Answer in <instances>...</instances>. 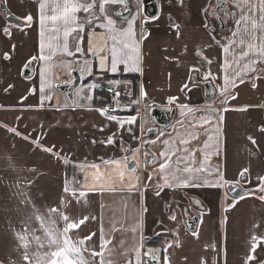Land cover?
<instances>
[{
    "label": "crops",
    "instance_id": "crops-1",
    "mask_svg": "<svg viewBox=\"0 0 264 264\" xmlns=\"http://www.w3.org/2000/svg\"><path fill=\"white\" fill-rule=\"evenodd\" d=\"M157 1L160 12L152 19L143 14L140 0H127V11L121 4L108 6L122 13L112 15L118 28L126 27L127 21L136 17L141 71H127L121 64L113 73L108 63L107 70H102L99 56L89 48L86 27L83 52H75L74 33L69 38L74 55L58 52L50 61L54 68L45 73L43 61H31L39 54V0H0L18 19L7 20L0 8V264H25L17 234L27 235L33 264V253L53 250L47 245L39 248L32 235L35 231L46 242L37 213L47 223L48 209L53 207L65 211L73 220L88 217L69 233L73 241L94 232L96 235L87 245L96 252L101 251L104 240L110 241L104 252L105 264H127L129 260L137 264L138 248L140 264H260L264 260V240L260 239L264 238V200L259 199L264 195L259 191V177L264 176V56L257 53V49L264 48V5L261 0H226L237 21L242 15L248 17L240 22L239 35H232L237 31L236 21L234 31L227 36L212 30L209 23L210 7L216 0ZM62 2L48 0V14H55L56 3ZM28 15L33 17L30 26L23 19ZM253 20L258 25L255 29ZM142 31L146 38L141 37ZM95 32L104 33L107 39L106 30L97 27ZM59 36V41L53 43H62V28ZM95 39L96 46L102 43L100 36ZM233 40L235 43H230ZM249 44L256 47L249 51ZM224 47L229 48L227 53ZM243 52L249 54L241 58ZM101 55H108V49ZM226 60L230 64V81L222 95ZM253 60L258 62L253 64ZM79 62L82 84L70 99L57 85L72 80L71 72ZM31 65L33 74L27 77L24 73ZM121 75L139 76L136 95L129 82L116 78ZM116 81L129 89V107L126 114L113 121L104 111L102 114L100 101L105 98L101 88ZM206 82L216 91L211 100L205 97ZM225 96L229 99L222 103ZM172 97L178 99L169 104ZM179 105L188 107L182 109ZM154 106L175 109L176 114L171 127L148 135L147 131L156 126L149 114ZM133 117L135 123H127ZM206 120L211 122L204 123ZM119 122H123L122 127ZM109 139L114 142L107 143ZM182 140L190 143L182 144ZM185 148L189 151L184 152ZM173 150L176 155L172 156L169 171L191 164L193 173L177 175H191V184L201 186L181 187L175 181L172 187L165 185L159 172L163 161L160 153ZM125 156L128 167L121 182L116 166L103 161L122 160ZM153 158L155 164H150ZM177 158L183 162L177 165ZM65 160L76 170L68 172ZM92 164L100 165V171L108 177L102 191L83 187L86 176L87 183H92ZM201 168L207 171H197ZM245 168L248 171L241 177ZM221 174L231 183L221 181V186H210ZM130 176L139 177L138 182L132 181L135 187L131 190ZM229 185L238 187L242 194L233 196ZM81 191H88V195L77 203ZM62 201L69 206L64 208ZM51 218L62 230L64 222L59 215L52 213ZM190 218L197 219L194 229L189 225ZM253 236L258 238L254 253ZM148 252L156 256L151 263L145 262ZM249 255L255 258L249 261ZM83 256L90 264L101 259L88 251Z\"/></svg>",
    "mask_w": 264,
    "mask_h": 264
},
{
    "label": "snow or ice",
    "instance_id": "snow-or-ice-1",
    "mask_svg": "<svg viewBox=\"0 0 264 264\" xmlns=\"http://www.w3.org/2000/svg\"><path fill=\"white\" fill-rule=\"evenodd\" d=\"M181 3H183V0H181ZM121 4L124 5V10L127 11V0H63L62 3H56L55 5V14L49 15L47 12L48 8V0H39L38 2V27H39V54L38 56L31 57V61H35L37 59L44 62V69L45 73L50 71L52 68H54V65L50 63L52 58L59 52L61 54H66L68 56L74 55L73 51H70L69 49V38L73 37V34L76 33V35L73 37L74 43L76 45L75 52H83V42L85 39V36L83 33L85 32V28L87 27L89 29V48L93 51V55L99 56L100 58V68L102 70H107L105 68L106 63H108L111 72L115 73L119 69V65L123 64L125 66V69L127 71H141L139 67L140 62V43L136 39L137 32L135 29V19L136 17H132L127 21V26L118 28L116 26V21L112 18V15L121 16V12H114V10L109 5H116ZM261 4L264 5V0H261ZM237 7L240 6V4L237 2ZM85 13L83 17L79 16V13ZM24 23L28 26H30L33 23V17L31 15H28L27 17L23 18ZM248 17L246 15H242L240 19L237 21V31L233 32V36L239 35V24L241 21H247ZM261 20H264V16H261ZM146 22V21H145ZM100 28L106 30L107 33V39H104V33H96L95 28ZM177 28H179V25H176ZM252 27L255 29L258 27L255 20L252 21ZM63 29V41L62 43H53V41H59L60 36V29ZM6 33L8 32V29L6 28L4 30ZM50 32H55L57 35L55 36H48L47 34ZM142 38H146L147 34L145 32L140 33ZM100 36L102 43L98 46H96V37ZM253 39H255V36H253ZM110 41V43H109ZM230 43H235V41H230ZM241 44H243V40H241ZM256 46L254 44H249L248 49L251 51ZM105 48L108 49V55H101ZM229 51L228 47H224V52L227 53ZM257 53L261 56H264V48L257 49ZM199 55V53H197ZM248 52L241 53V58L247 56ZM110 56V60H109ZM5 58H9L8 54H5ZM29 61V62H31ZM258 61L253 60L252 63L255 64ZM86 63V62H85ZM210 64L211 61H208ZM230 64L226 60L223 65L224 69V86H222V92L227 90V85L229 84L230 77L227 74V70L229 69ZM250 70L254 71V68H251ZM91 74V72H89ZM44 74L42 73V80H43ZM243 82V81H241ZM117 85H119V81L115 82ZM234 84V81H233ZM255 87V85H253ZM90 87H95V85H92ZM187 87V85H185ZM43 91V84L42 89ZM116 95L118 96L119 93L117 92ZM146 95V94H145ZM235 98V97H231ZM177 97H172L169 99L168 103L173 104L177 100ZM229 97L225 96L224 101L222 103H226ZM136 103H139L137 100ZM182 109L187 108V105H179ZM191 111V109H188ZM227 110V109H225ZM238 110H245V109H238ZM104 110H101L103 114ZM215 111V110H213ZM109 120H117V117L114 115L108 116ZM222 120L223 117H220ZM210 120L204 121V123H210ZM121 124V127L123 126V122H119ZM127 123H135V118H131L127 121ZM264 131V129H261ZM11 131V129H10ZM19 134V133H17ZM193 139H198V137L193 136ZM250 140H252V143L255 144V140L249 137ZM111 139L107 141V143H113ZM154 143V141H153ZM165 144L168 143V141H164ZM182 144H188L190 143L189 140H182ZM209 145L205 143L204 147L207 148ZM44 151H51V149L44 148ZM138 149L133 151V156L138 153ZM184 152H188L189 150L187 148L183 149ZM53 155H57L56 153H53ZM161 157H163V161L159 164V172L161 174V178L165 182V185L168 187H172L173 183L172 181H175L177 186L181 187H189V186H195L199 187L201 185L199 184H191V181L194 177L191 175L187 177H181L180 175H177V173H193V168L191 164H186L184 168L176 167L174 169L170 170V166L172 165V156L176 155V150H173L171 152L164 151L160 153ZM191 155H195V152L193 151ZM182 158H177L176 164L182 163ZM65 163H67V160H65ZM106 165H115L117 168V176L121 180V182L125 179V169L128 167V157L125 156L122 160H108L103 161ZM150 164H155V158H153L150 161ZM83 168L84 166L81 165ZM89 167L95 169V172L92 174V183H87V176L85 177V182H83V187L86 189H89L90 191H96V190H103L105 187V182L108 179L107 175L105 173H102L100 171V165L98 164H92ZM135 169L133 168L132 171ZM197 171H207V169L201 168L197 169ZM217 171H219L217 169ZM248 171V169H244L240 172V176L244 177V174ZM171 176V180L169 177ZM151 179V174L148 177ZM139 181V177H129V183L128 187L129 190L135 187V183L132 181ZM259 180L261 181V186L259 188V191L264 192V176L259 177ZM221 181L223 184H229L231 182L224 180L223 175L221 174L218 178V180L211 184L210 186L218 187L221 186ZM205 184L207 185L208 182L205 181ZM65 192L68 191V188L66 187L64 189ZM73 196H76V192L73 191ZM251 194V193H250ZM88 195V191H81L79 193V197H76L77 203H79L80 197H86ZM259 199L264 200V195L260 196ZM87 203V201H85ZM63 207L67 208L69 206L68 203H64L62 201ZM49 212V220L47 223H45L44 218L37 213V219L40 220L41 226L43 227L45 236L47 237L46 242L42 241L39 236L35 235V231L32 233L33 239L35 240L36 244L39 248H44L45 245L50 250L49 252H36L33 253V256L35 257L34 264H90V261L85 259L83 256V252L88 251L90 252V255L92 257L99 256L101 259L97 262V264H105L104 262V252L106 250V246L108 243H110L109 240H104L101 245V251L96 252L93 249L90 248V246L87 245V242L92 239L93 236L96 234L93 232L88 236H84L83 238L73 241L69 235V233L74 230L78 229L80 225L84 224L88 217L85 216L83 219L79 220H73L70 219V216L65 212L62 211L59 208H51L48 209ZM52 213H57L60 217V219L64 222V227L62 230L57 229L55 227V220L51 218ZM95 219V217H93ZM171 219L175 220L176 217L172 216ZM25 232H27V229H25ZM101 233L103 234V229H101ZM18 238L20 240L21 246L24 249V252L22 254V259L25 261V264H33V260L29 255V242L27 239V235L25 234H17ZM195 235V233H194ZM253 246L251 248V252L256 251V241L257 237L253 236ZM261 240H264V238H260ZM142 247V245H141ZM171 247V245H169ZM145 255H149L152 260L156 259V256L152 252L145 253ZM140 257H141V250L138 248L135 250V258L137 264H140ZM255 257L252 255H249L247 257V260H252ZM110 264V262H109ZM127 264H132V261L129 260Z\"/></svg>",
    "mask_w": 264,
    "mask_h": 264
},
{
    "label": "water",
    "instance_id": "water-1",
    "mask_svg": "<svg viewBox=\"0 0 264 264\" xmlns=\"http://www.w3.org/2000/svg\"><path fill=\"white\" fill-rule=\"evenodd\" d=\"M142 4V11L146 18H155L159 15L160 7L157 0H140ZM0 8L5 16V18L11 22H18V19L14 17L6 8L5 4L2 2L0 3ZM82 65L81 62L77 64L75 69L71 72L72 80L68 82L61 83L57 85V88L63 92L65 95H67L70 99L74 98V92L79 86L82 84ZM33 74V65L28 67L25 70L24 75L27 77L32 76ZM205 89V97L209 100L213 99L215 96V88L210 82H206L203 84ZM150 117L155 123V127L150 128L147 131V134H153L157 133L159 128H169L174 123V118L176 114V110L172 109L171 111L164 109L162 107L154 106L151 107L149 111ZM230 193L233 196H239L242 194V190H240L238 187L229 185L228 187ZM197 224V219L190 218L189 219V225L191 229H194ZM264 264V260L260 263Z\"/></svg>",
    "mask_w": 264,
    "mask_h": 264
},
{
    "label": "built area",
    "instance_id": "built-area-1",
    "mask_svg": "<svg viewBox=\"0 0 264 264\" xmlns=\"http://www.w3.org/2000/svg\"><path fill=\"white\" fill-rule=\"evenodd\" d=\"M128 88L125 84L119 83L101 88V93L104 95V104L101 108L107 115L120 116L126 114V109L129 105L126 104ZM119 93L117 96L116 93ZM146 263H151L153 260L150 256L145 258Z\"/></svg>",
    "mask_w": 264,
    "mask_h": 264
},
{
    "label": "flooded vegetation",
    "instance_id": "flooded-vegetation-1",
    "mask_svg": "<svg viewBox=\"0 0 264 264\" xmlns=\"http://www.w3.org/2000/svg\"><path fill=\"white\" fill-rule=\"evenodd\" d=\"M210 26L218 33L229 35L234 31L237 16L226 0H216L210 7Z\"/></svg>",
    "mask_w": 264,
    "mask_h": 264
},
{
    "label": "trees",
    "instance_id": "trees-1",
    "mask_svg": "<svg viewBox=\"0 0 264 264\" xmlns=\"http://www.w3.org/2000/svg\"><path fill=\"white\" fill-rule=\"evenodd\" d=\"M118 78L121 82L123 83H127L129 82L131 84V87L133 89V93L134 95L137 94L138 89H139V76L138 75H121ZM104 104V101H100V105ZM75 165H73L72 163H67V171L71 172V171H75Z\"/></svg>",
    "mask_w": 264,
    "mask_h": 264
},
{
    "label": "rangeland",
    "instance_id": "rangeland-1",
    "mask_svg": "<svg viewBox=\"0 0 264 264\" xmlns=\"http://www.w3.org/2000/svg\"><path fill=\"white\" fill-rule=\"evenodd\" d=\"M85 84H88V82H86ZM80 91H82V90H80ZM76 92V91H75ZM75 94V93H74Z\"/></svg>",
    "mask_w": 264,
    "mask_h": 264
}]
</instances>
